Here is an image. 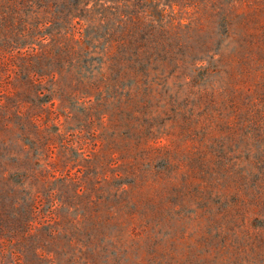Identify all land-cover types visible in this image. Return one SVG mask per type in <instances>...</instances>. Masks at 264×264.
<instances>
[{
    "label": "rangeland",
    "instance_id": "1",
    "mask_svg": "<svg viewBox=\"0 0 264 264\" xmlns=\"http://www.w3.org/2000/svg\"><path fill=\"white\" fill-rule=\"evenodd\" d=\"M0 264H264V0H0Z\"/></svg>",
    "mask_w": 264,
    "mask_h": 264
}]
</instances>
